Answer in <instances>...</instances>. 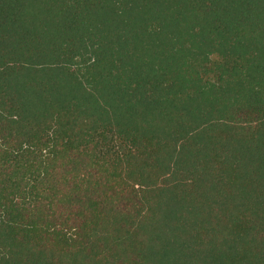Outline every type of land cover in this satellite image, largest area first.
<instances>
[{
	"label": "trees",
	"instance_id": "trees-1",
	"mask_svg": "<svg viewBox=\"0 0 264 264\" xmlns=\"http://www.w3.org/2000/svg\"><path fill=\"white\" fill-rule=\"evenodd\" d=\"M0 264H264V0H0Z\"/></svg>",
	"mask_w": 264,
	"mask_h": 264
}]
</instances>
